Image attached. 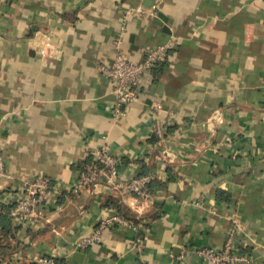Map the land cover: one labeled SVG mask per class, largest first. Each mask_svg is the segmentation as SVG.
Here are the masks:
<instances>
[{"label":"crops","instance_id":"0c3cea01","mask_svg":"<svg viewBox=\"0 0 264 264\" xmlns=\"http://www.w3.org/2000/svg\"><path fill=\"white\" fill-rule=\"evenodd\" d=\"M139 2L150 15L125 19ZM120 36L135 59L173 46L115 118L99 65ZM218 108L222 120L202 126ZM153 117L169 158L151 149ZM105 144L123 177L153 174L148 205L106 190L57 197L34 226L8 216L20 177L70 183ZM0 149V264L45 253L57 264H214L195 249L222 250L233 222L238 264H264V0H0ZM112 211L142 228L110 226L78 247Z\"/></svg>","mask_w":264,"mask_h":264},{"label":"built area","instance_id":"2783aa9c","mask_svg":"<svg viewBox=\"0 0 264 264\" xmlns=\"http://www.w3.org/2000/svg\"><path fill=\"white\" fill-rule=\"evenodd\" d=\"M143 5L140 2L135 3L124 10L125 19H128L130 15L149 16L150 13L143 8ZM172 46L173 41L161 43L149 48L141 59H135L124 49L121 36L115 40L116 50L112 62L99 65L100 71L113 84V91L116 96V102L113 107L115 118H121L126 115L128 105L140 98L139 87L143 76L166 59ZM152 106L158 117L164 112L161 103H154ZM169 112L171 113V111ZM222 117V109H214L200 123L202 126L209 125L215 121L220 122ZM148 131L150 133L149 137L155 139V144L151 146V149L155 151L157 147L164 154L168 152L163 149L164 144H167V138H169L166 126L163 127V123L156 120L155 117L149 125ZM156 138H158L157 141ZM163 157L169 158L168 153ZM121 162L122 157L118 153L113 152L109 145L105 144L94 151L89 164L78 170L75 178L70 183L54 180L47 175L20 177L15 199L10 202L7 214L22 227L34 226L43 217L45 211L55 203L57 197L78 195L83 192L99 193L106 190L123 195L133 194L138 204L148 205L153 199L150 186L153 174L142 173L131 175L127 178L123 177L120 171ZM1 175H7L2 153H0ZM110 226L132 227L135 230L142 228L140 224L122 213L112 211L101 220L91 235L82 237L77 242V246L86 247L96 241L105 240L103 231ZM236 229L237 225L233 222L222 250L218 251L212 247H200L195 249V252L214 264H238L239 261L246 258L234 252ZM135 244L140 245L139 237H137ZM34 264H57L56 256L46 253L40 254L35 258ZM141 264L147 263L142 260Z\"/></svg>","mask_w":264,"mask_h":264},{"label":"rangeland","instance_id":"374dc122","mask_svg":"<svg viewBox=\"0 0 264 264\" xmlns=\"http://www.w3.org/2000/svg\"><path fill=\"white\" fill-rule=\"evenodd\" d=\"M163 149L165 151H168V152L170 151V146L168 145V143L167 144H164ZM168 152H165V154H167ZM0 153H2V155L4 156L3 151L1 149H0ZM4 162H5V157H4Z\"/></svg>","mask_w":264,"mask_h":264},{"label":"water","instance_id":"95a60500","mask_svg":"<svg viewBox=\"0 0 264 264\" xmlns=\"http://www.w3.org/2000/svg\"><path fill=\"white\" fill-rule=\"evenodd\" d=\"M158 16L163 17L166 19V17L162 13H158Z\"/></svg>","mask_w":264,"mask_h":264},{"label":"trees","instance_id":"16d2710c","mask_svg":"<svg viewBox=\"0 0 264 264\" xmlns=\"http://www.w3.org/2000/svg\"><path fill=\"white\" fill-rule=\"evenodd\" d=\"M151 186V185H150Z\"/></svg>","mask_w":264,"mask_h":264}]
</instances>
